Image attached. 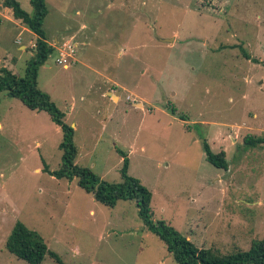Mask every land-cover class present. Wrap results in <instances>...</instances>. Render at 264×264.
<instances>
[{
    "label": "rangeland",
    "instance_id": "374dc122",
    "mask_svg": "<svg viewBox=\"0 0 264 264\" xmlns=\"http://www.w3.org/2000/svg\"><path fill=\"white\" fill-rule=\"evenodd\" d=\"M0 0V68L23 76L36 36ZM28 13L29 0H18ZM54 51L37 86L74 128L75 163L152 193L163 220L197 247L246 251L264 238V0H46ZM75 48L66 67L63 43ZM245 54H248L247 58ZM175 112L172 113L171 109ZM185 118V120L180 119ZM60 127L0 92V264H29L5 241L17 221L64 264H177L132 200L113 207L42 170L61 163ZM225 151L226 170L205 157ZM47 253L39 264H56Z\"/></svg>",
    "mask_w": 264,
    "mask_h": 264
},
{
    "label": "trees",
    "instance_id": "16d2710c",
    "mask_svg": "<svg viewBox=\"0 0 264 264\" xmlns=\"http://www.w3.org/2000/svg\"><path fill=\"white\" fill-rule=\"evenodd\" d=\"M32 12L25 11L18 0H4V7L12 11L15 19L25 24L35 38L32 58L27 62L24 75L19 76L6 67L0 68V92L8 97L19 99L31 110H44L50 114L53 122L61 129L62 139L59 143L61 163L55 170H49L43 162L42 170L56 178L71 181L77 178V184L93 198L109 207L116 205L118 200H132L135 202L139 217L146 228L156 234L165 244L177 264H264V238L252 240L246 251H234L217 254L210 248L197 247L190 239L179 233L174 227L163 220H153L150 206L152 193L141 181L128 173V157L125 152L118 150L122 157L119 182H109L88 167L75 163L77 148L74 143L75 130L64 120V114L58 109L50 96L37 86V71L47 57L54 51V47L47 41L42 27L48 13L46 0H29ZM244 55L249 58L248 54ZM172 113L175 109H171ZM185 120V118L180 117ZM243 143L248 147H256L264 143V136L247 135ZM206 159L215 167L226 170L228 161L225 151L213 152L208 143L203 141ZM7 250L16 257L29 264H39L47 253L56 260V264H64L57 254L49 252L46 243L33 229L17 221L12 227L5 241Z\"/></svg>",
    "mask_w": 264,
    "mask_h": 264
},
{
    "label": "built area",
    "instance_id": "2783aa9c",
    "mask_svg": "<svg viewBox=\"0 0 264 264\" xmlns=\"http://www.w3.org/2000/svg\"><path fill=\"white\" fill-rule=\"evenodd\" d=\"M58 50L59 55L57 56L56 62L57 64L66 67L73 60L75 48L71 47L69 43L65 42L62 44V48Z\"/></svg>",
    "mask_w": 264,
    "mask_h": 264
},
{
    "label": "crops",
    "instance_id": "0c3cea01",
    "mask_svg": "<svg viewBox=\"0 0 264 264\" xmlns=\"http://www.w3.org/2000/svg\"><path fill=\"white\" fill-rule=\"evenodd\" d=\"M1 7H2V6H1ZM15 20H16V19H15ZM67 67H68V66H67ZM67 67H66V68H67Z\"/></svg>",
    "mask_w": 264,
    "mask_h": 264
},
{
    "label": "water",
    "instance_id": "95a60500",
    "mask_svg": "<svg viewBox=\"0 0 264 264\" xmlns=\"http://www.w3.org/2000/svg\"><path fill=\"white\" fill-rule=\"evenodd\" d=\"M0 8H1V6H0Z\"/></svg>",
    "mask_w": 264,
    "mask_h": 264
}]
</instances>
